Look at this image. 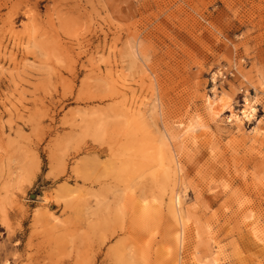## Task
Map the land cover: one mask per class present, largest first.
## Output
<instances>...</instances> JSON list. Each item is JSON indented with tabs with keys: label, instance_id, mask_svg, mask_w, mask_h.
Returning a JSON list of instances; mask_svg holds the SVG:
<instances>
[{
	"label": "rangeland",
	"instance_id": "374dc122",
	"mask_svg": "<svg viewBox=\"0 0 264 264\" xmlns=\"http://www.w3.org/2000/svg\"><path fill=\"white\" fill-rule=\"evenodd\" d=\"M0 264H264V0H0Z\"/></svg>",
	"mask_w": 264,
	"mask_h": 264
},
{
	"label": "bare ground",
	"instance_id": "6f19581e",
	"mask_svg": "<svg viewBox=\"0 0 264 264\" xmlns=\"http://www.w3.org/2000/svg\"><path fill=\"white\" fill-rule=\"evenodd\" d=\"M223 99H221L219 102L218 101H213V100H209L208 102H207V111H208V114L211 116V117H218V114H220V113H218V111H217V109H219L218 107H221V110H223V108L225 109V107H227V108H229V106H227L228 104H227V100L225 101V100H223ZM244 102H245V105L246 106H248L249 105V102H248V100L247 99H245L244 100ZM249 110H250V112H254V109H252V107H249L248 108ZM242 114H243V117H246V116H248V115H245L246 114V110H244L243 112H242ZM231 115V114H230ZM237 123H239L240 122V118L238 117V116H236L235 114H233L232 116H231ZM193 131V130H192ZM193 137V136H192ZM196 138V137H195ZM234 180V179H233ZM177 204H178V201H177Z\"/></svg>",
	"mask_w": 264,
	"mask_h": 264
}]
</instances>
